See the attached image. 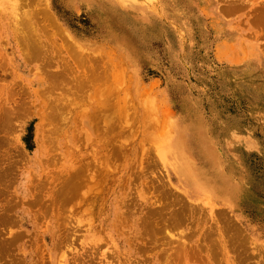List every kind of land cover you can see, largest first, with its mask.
Segmentation results:
<instances>
[{"label":"rangeland","instance_id":"374dc122","mask_svg":"<svg viewBox=\"0 0 264 264\" xmlns=\"http://www.w3.org/2000/svg\"><path fill=\"white\" fill-rule=\"evenodd\" d=\"M230 1L0 7V264H264V0Z\"/></svg>","mask_w":264,"mask_h":264},{"label":"bare ground","instance_id":"6f19581e","mask_svg":"<svg viewBox=\"0 0 264 264\" xmlns=\"http://www.w3.org/2000/svg\"><path fill=\"white\" fill-rule=\"evenodd\" d=\"M18 1V3H19V0H0V7H2V6H5V5H7L8 3L9 4H11V5H13V4H15L16 2ZM20 1H23V4L21 5L20 3V6L22 7V9H23V5H24V1L25 0H20ZM33 0H31V2H32ZM35 1V5L36 4H39V8H38V10H36V11H38V12H43V15H45L46 17H48V19H49V17H52V15H51V12H50V8H49V4L47 3V0L43 3V2H41V0H40V3H39V0H34ZM232 1V0H231ZM230 1V2H231ZM130 2V1H129ZM235 2V1H234ZM22 3V2H21ZM33 3V2H32ZM32 3H30L29 2V6H30V4H32ZM18 4V5H19ZM46 4V5H45ZM235 4V3H234ZM233 4V5H234ZM17 5V8L19 7ZM232 5V4H231ZM15 6V5H14ZM25 6H26V8L28 7L29 8V6H27L26 5V3H25ZM24 6V7H25ZM234 6H236V5H234ZM263 6V5H262ZM20 7V8H21ZM32 7H33V4H32ZM25 9V8H24ZM23 9V10H24ZM117 10V9H116ZM20 11H21V9H20ZM19 11V12H20ZM111 11V10H110ZM264 11V6L262 7V12ZM15 12H17L18 13V11H15ZM26 12H29V10L28 11H26ZM25 11H24V13H23V11H21L19 14H21V13H23L24 15H25V13H26ZM115 12V11H114ZM16 13V14H17ZM45 13V14H44ZM112 13V12H111ZM118 13V12H117ZM28 14V13H27ZM35 14V13H34ZM40 14V13H39ZM18 15V14H17ZM16 15V16H17ZM31 15V14H30ZM29 15V16H30ZM43 15H42V18H44L43 17ZM19 16H23V15H18V17H14V18H19ZM37 16H39V15H37L36 14V17L35 18H37V22H40V20L38 21V17ZM41 16V15H40ZM24 17V16H23ZM22 17V18H23ZM21 18V19H22ZM30 18H31V16H30ZM34 18V17H33ZM53 18V17H52ZM52 18H50L49 20H53ZM20 19V18H19ZM40 19V18H39ZM18 20V19H17ZM23 21H21L22 23L21 24H19V25H21V26H23L22 28H23V30H24V33L22 32H20L21 34H26V36H23V37H21L20 39H21V42H20V44L19 45H21V43H22V40H23V42H27L26 43V49L28 50V52H29V54L31 55V57L35 60V61H37V60H40V59H38L37 57H39L38 55H40V53H41V51L39 50V48L40 47H38V45H37V43L36 42H34L35 40H36V38H37V35L35 36V33L36 32H33V29H32V32L30 31L31 29V26H30V20L28 19V16H26L25 15V18H23L22 19ZM19 21V20H18ZM55 21V20H54ZM53 22V21H52ZM18 23V22H17ZM15 26V25H14ZM29 26H30V28H29ZM12 27H13V24H12ZM33 27V26H32ZM36 27V26H35ZM20 28V27H19ZM22 28H21V30L20 31H23L22 30ZM42 28V27H41ZM13 29H15V27H13ZM30 29V30H29ZM28 31H30L31 33H28ZM35 31V30H34ZM32 33H34V34H32ZM17 34V33H16ZM19 34V33H18ZM36 37V38H32V37H34V36ZM25 37V38H24ZM45 37V36H44ZM18 39H19V37H18ZM17 39V41H18V43H19V40ZM38 40V39H37ZM36 43V44H35ZM48 43H49V41H48ZM40 44V43H39ZM25 45V44H24ZM73 51H75V52H73V54H75V56H77L76 54L78 53V51L80 52V50H77L76 48H73V46H71V44H70V46H69ZM22 48H24L23 46H22ZM25 49V48H24ZM41 49V48H40ZM24 51V50H23ZM26 51V50H25ZM25 51H24V53H25ZM28 54V53H27ZM45 54H46V52H45ZM79 54V53H78ZM42 55V54H41ZM28 57H29V55H27ZM45 56V55H44ZM47 56V55H46ZM24 57L25 58H27L26 57V55H24ZM43 57V56H42ZM48 57V56H47ZM78 57V56H77ZM32 58H29L30 60L32 59ZM37 58V59H36ZM44 58V57H43ZM28 59V58H27ZM50 59V58H49ZM52 59V61H53V57L51 58ZM41 61V60H40ZM45 61V60H44ZM47 61L48 60H46V62L45 63H47ZM49 61H51V60H49ZM51 61V62H52ZM43 62V61H42ZM51 62H50V64H51ZM54 63V62H53ZM48 64V63H47ZM46 64V65H47ZM46 65H44L45 67H46ZM68 66V65H67ZM69 66H71V65H69ZM48 67V66H47ZM70 69H71V67H70ZM67 70H69V69H67ZM66 70V71H67ZM103 70V69H102ZM101 70V71H102ZM98 71V70H97ZM96 71V72H97ZM101 71H99V72H101ZM103 71H105V70H103ZM105 72H107V71H105ZM104 72V73H105ZM47 74V73H46ZM99 74V73H98ZM100 74H103V73H100ZM99 74V75H100ZM50 75L52 76L53 74H50L49 73V77H50ZM48 76V75H47ZM103 76H104V74H103ZM53 77H56V74H54V76ZM53 77H51V78H53ZM101 77H102V75H101ZM98 78H100L99 76H98ZM103 78V77H102ZM62 79V78H61ZM64 79V78H63ZM103 79H105V78H103ZM61 82H63V81H61ZM64 82H66V80H64ZM85 84V82H82V83H80L79 85H81L82 84V86H85V88H86V86L88 85V86H90L92 83H87V84ZM62 84V83H61ZM60 83L58 84V85H61ZM57 85V84H56ZM55 85V86H56ZM56 86V87H58V89H61V90H65L62 86H66V84L65 83H63L61 86H60V88H59V86ZM87 86V88H89ZM63 89H62V88ZM80 88H81V86H80ZM80 88L78 87V90H80ZM83 89H84V87H82ZM66 92H67V90H66ZM66 92H64V94H66ZM48 95H50V94H48ZM149 103V102H148ZM59 104V103H58ZM62 104H64V102H62L61 104H59L58 106H56L57 107V109L58 108H61L62 107ZM70 107H72V105H70L71 103H67ZM61 105V106H60ZM60 106V107H59ZM66 109H69L68 108V106H66L65 107ZM172 134V133H171ZM161 146H162V148H166L165 150L163 149V159H164V161L165 162H167V163H169L171 166H173V168L176 170V172L179 174V175H181V176H183V177H185L186 179H187V182L188 183H191V184H193V185H195V182H193L194 180L193 179H188V177L189 176H187V170H186V165H185V163L180 159V152H179V150L183 147V144L179 141V138H178V136L176 135V134H174V135H172V136H169L167 139H165V140H163L162 141V143H161ZM156 150V149H155ZM155 152V151H154ZM156 153H157V150H156ZM114 154V153H113ZM208 156V155H207ZM157 157V156H156ZM199 186V185H198ZM198 186H196V188H195V190L196 191H198V193H200V195H202L203 196V201L204 202H206V204H208V205H211V204H213V202H211V196H210V194H209V192H207L206 190H204L203 188H200V187H198ZM205 194V195H204ZM225 194H226V192H225ZM66 200V199H65ZM196 208V207H195ZM199 208V207H198ZM217 214V213H216ZM219 214V213H218ZM218 216V215H217ZM225 223H228V221H224ZM230 225V224H229Z\"/></svg>","mask_w":264,"mask_h":264}]
</instances>
